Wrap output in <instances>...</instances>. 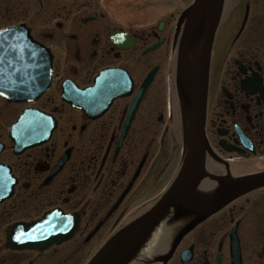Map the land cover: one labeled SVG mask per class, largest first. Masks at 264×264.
Segmentation results:
<instances>
[{
    "label": "flooded vegetation",
    "instance_id": "1",
    "mask_svg": "<svg viewBox=\"0 0 264 264\" xmlns=\"http://www.w3.org/2000/svg\"><path fill=\"white\" fill-rule=\"evenodd\" d=\"M194 1L0 0V32L16 26L30 30L53 54L52 84L34 100H15L8 91L24 82L28 88L45 83L43 52L31 45L32 59L22 69L10 65L17 76L9 79L0 66V264H79L172 183L190 148L177 60L181 18ZM18 32L11 54L21 49L30 55L23 31ZM109 68L121 75L109 77L119 90L111 93L103 113L88 115L61 98L64 86L92 87ZM153 69L137 109V94ZM28 108L50 113L57 125L47 141L17 147L13 127ZM204 129L202 193L222 189L212 176L264 172V0H225ZM156 184L160 194L138 200ZM137 202L149 204L137 213ZM57 209L78 216L72 239L43 249L10 244L18 225ZM192 219L169 224L154 255L132 264H264V185L182 234Z\"/></svg>",
    "mask_w": 264,
    "mask_h": 264
},
{
    "label": "water",
    "instance_id": "2",
    "mask_svg": "<svg viewBox=\"0 0 264 264\" xmlns=\"http://www.w3.org/2000/svg\"><path fill=\"white\" fill-rule=\"evenodd\" d=\"M225 0H195L183 14L185 20L183 34L179 44L177 85L181 103L190 114L189 129L191 132L189 154L171 186L147 211L115 232L104 245L94 254L87 264H130L138 250L144 245L154 226L162 220L168 209L179 206L183 211L177 217L194 215L183 229L182 234L195 226L199 221L235 197L264 185V172L245 175L239 178H222L212 176L221 182L222 189L213 195H202L198 191L202 178L207 175L204 161L205 117L208 91V76L211 53L215 33L220 22ZM20 28H10L0 32V63L5 68L9 79L12 75L10 65L25 63L32 59L33 49H38L45 56V83L38 88H28L23 83L21 88H9L15 100H34L41 96L51 85L52 54L49 49L35 44L29 32L25 31L24 43L30 46V55L23 50L12 53L11 46L17 42L14 37ZM19 33V32H18ZM22 43V41L20 42ZM197 54L196 62L190 65L188 57ZM153 70L146 78L137 96V108L140 98L152 79ZM22 72V71H21ZM120 76L117 69H107L97 77L92 87L79 89L75 85L65 88L62 97L75 108L82 109L88 115L103 113L112 101L111 93L118 88L109 83L112 75ZM19 76H22L20 74ZM6 93V92H4ZM57 121L48 113L39 109L29 108L20 116L14 125V134L18 141L17 147L27 148L48 140ZM67 157L62 159V163ZM79 218L75 214H67L61 210L47 212L41 219L18 225L10 237L12 245L17 247L46 248L54 243H61L72 238L78 227ZM19 231V233H16ZM19 237V239H17Z\"/></svg>",
    "mask_w": 264,
    "mask_h": 264
},
{
    "label": "bare ground",
    "instance_id": "3",
    "mask_svg": "<svg viewBox=\"0 0 264 264\" xmlns=\"http://www.w3.org/2000/svg\"><path fill=\"white\" fill-rule=\"evenodd\" d=\"M196 59H197V54L193 52L191 54V57H188L187 62L190 65H194L195 64L194 62H196ZM183 208L184 207L180 209L179 206H172L168 209V211L166 212L162 220H160L154 226L153 230L151 231L144 245L138 250L133 260L135 259H145L146 260L148 258H151L154 255V253L158 249V246L160 245V243L163 241V239L167 235L168 226L170 222L173 219H175V217H177L178 214L181 213V211H183Z\"/></svg>",
    "mask_w": 264,
    "mask_h": 264
},
{
    "label": "rangeland",
    "instance_id": "4",
    "mask_svg": "<svg viewBox=\"0 0 264 264\" xmlns=\"http://www.w3.org/2000/svg\"><path fill=\"white\" fill-rule=\"evenodd\" d=\"M243 5V3L241 2L240 3V7ZM239 8V7H238ZM226 28V25L224 26V30H226L225 29ZM222 40H223V37H220V41L218 42V44H222ZM158 153V152H157ZM174 164H175V162H174ZM158 184V183H157ZM157 184L155 185V186H153V187H150V188H147V189H145L144 191H142V193H141V195H140V197H139V201L140 200H143V198L145 197V196H147V195H149V194H151L152 196H154V195H156L157 193H159L160 191H161V187L159 188V187H157ZM159 184H162V183H159ZM143 203H139V202H137V212L140 210V206H143L142 205ZM96 248H97V246L93 249V250H88V252L87 253H85L84 255H83V257L81 258V262L79 263V264H85L87 261H88V259H89V256H90V251L91 252H94L95 250H96Z\"/></svg>",
    "mask_w": 264,
    "mask_h": 264
},
{
    "label": "snow or ice",
    "instance_id": "5",
    "mask_svg": "<svg viewBox=\"0 0 264 264\" xmlns=\"http://www.w3.org/2000/svg\"><path fill=\"white\" fill-rule=\"evenodd\" d=\"M0 83H2V81H0ZM17 239H19V237H17Z\"/></svg>",
    "mask_w": 264,
    "mask_h": 264
}]
</instances>
